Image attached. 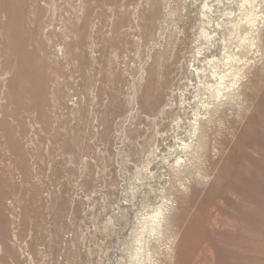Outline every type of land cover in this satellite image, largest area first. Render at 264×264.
Listing matches in <instances>:
<instances>
[{
  "label": "rangeland",
  "instance_id": "rangeland-1",
  "mask_svg": "<svg viewBox=\"0 0 264 264\" xmlns=\"http://www.w3.org/2000/svg\"><path fill=\"white\" fill-rule=\"evenodd\" d=\"M0 264H264V0H0Z\"/></svg>",
  "mask_w": 264,
  "mask_h": 264
},
{
  "label": "bare ground",
  "instance_id": "bare-ground-1",
  "mask_svg": "<svg viewBox=\"0 0 264 264\" xmlns=\"http://www.w3.org/2000/svg\"><path fill=\"white\" fill-rule=\"evenodd\" d=\"M5 5V4H4ZM13 25V26H12ZM5 27V26H3ZM6 31L9 34V44L11 41V48L12 50H16L17 54H19V56L22 54L23 49H25L24 44L21 43V37H20V29L16 28L14 23H10V26L7 25L5 27ZM7 34V33H6ZM8 40V39H7ZM13 42H14V48L13 47ZM26 46V45H25ZM26 60V59H25ZM21 70L24 71L23 68H21ZM25 73V72H24ZM200 121V120H199ZM198 125V124H197ZM4 126V125H3Z\"/></svg>",
  "mask_w": 264,
  "mask_h": 264
}]
</instances>
